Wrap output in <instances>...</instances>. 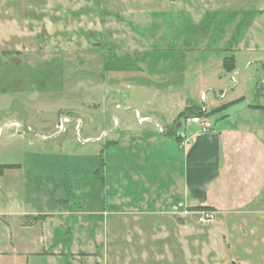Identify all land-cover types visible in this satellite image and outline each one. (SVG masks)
Listing matches in <instances>:
<instances>
[{
	"label": "rangeland",
	"instance_id": "374dc122",
	"mask_svg": "<svg viewBox=\"0 0 264 264\" xmlns=\"http://www.w3.org/2000/svg\"><path fill=\"white\" fill-rule=\"evenodd\" d=\"M262 9L264 0H0V165H18L0 172V216L50 214L53 243L74 249L54 264H264L261 223L194 209L168 182L174 168L183 175L192 117L214 125L230 103L213 104L234 87L226 55L240 82L228 97L262 103L264 62L243 41Z\"/></svg>",
	"mask_w": 264,
	"mask_h": 264
},
{
	"label": "crops",
	"instance_id": "0c3cea01",
	"mask_svg": "<svg viewBox=\"0 0 264 264\" xmlns=\"http://www.w3.org/2000/svg\"><path fill=\"white\" fill-rule=\"evenodd\" d=\"M258 12L264 15V9ZM257 16L247 26L243 41L251 51L260 54L251 61L259 64L264 62V23L258 22ZM237 72L235 69L226 74H231L232 79ZM239 83H233V88H227V84L225 98L219 100L220 104L214 101L217 106L242 98L222 113L213 114L216 119L221 117L220 121L204 130L196 124L189 135L183 132L185 137L178 148L183 175L178 180L174 168L168 182L178 186V195L182 194L187 205L210 206L215 210L220 207L229 214L242 215L246 222L261 223L263 227L259 232L254 228V233L264 239V95L262 103H252L237 93L228 97L229 89L234 90ZM3 218L0 216V264H54L63 255L72 259L74 249L63 251L53 243L47 227L52 220L50 214H31L27 221L20 218L10 222Z\"/></svg>",
	"mask_w": 264,
	"mask_h": 264
},
{
	"label": "trees",
	"instance_id": "16d2710c",
	"mask_svg": "<svg viewBox=\"0 0 264 264\" xmlns=\"http://www.w3.org/2000/svg\"><path fill=\"white\" fill-rule=\"evenodd\" d=\"M222 66H223V69H224L225 72H227V73L233 72L236 69V57H235V55L233 53L230 54V55H226L223 58ZM260 89L261 88H258L257 91H256V93H257L258 96H260V94H261V90ZM240 100L241 99L234 100V101L230 102L229 104L235 103V102L240 101ZM198 115H202V113L201 112H198ZM177 125H178V127H180V124H178V122H177ZM177 139H181V136L179 135L177 137ZM16 166H18V165H16V164H4V165H0V172L5 167L6 168H13V167H16ZM194 209H200V210H202V209H214V208H212L210 206L198 205V206L194 207Z\"/></svg>",
	"mask_w": 264,
	"mask_h": 264
},
{
	"label": "built area",
	"instance_id": "2783aa9c",
	"mask_svg": "<svg viewBox=\"0 0 264 264\" xmlns=\"http://www.w3.org/2000/svg\"><path fill=\"white\" fill-rule=\"evenodd\" d=\"M232 80L234 83H236V78L235 76L232 77ZM202 99L205 100L206 99V94L204 93L202 95ZM145 118H143L142 120H144ZM70 122L69 118L68 117H64L61 122L58 124V128L61 132L65 131L66 130V127L65 125ZM192 122H194L195 124L199 125L200 127H202V129H209L211 128L212 126V123L205 119V118H202L200 115L199 116H194L192 117ZM79 129V127H78ZM182 136L185 137V134L182 133Z\"/></svg>",
	"mask_w": 264,
	"mask_h": 264
}]
</instances>
